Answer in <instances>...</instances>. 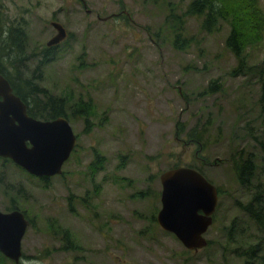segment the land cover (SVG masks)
Masks as SVG:
<instances>
[{
    "label": "rangeland",
    "instance_id": "obj_1",
    "mask_svg": "<svg viewBox=\"0 0 264 264\" xmlns=\"http://www.w3.org/2000/svg\"><path fill=\"white\" fill-rule=\"evenodd\" d=\"M85 1L0 0L27 34L12 80L32 78L76 110L90 103L86 118L69 115L78 141L62 174L43 180L0 156V210L16 206L31 222L21 262L4 264H242L234 251L258 231L239 206L252 191L232 158L244 150L264 165V38L247 45L241 66L225 47L233 19L207 32L202 17L187 14L191 0ZM225 1L231 13L264 17V0L258 9L254 0ZM53 20L69 33L46 59ZM180 32L184 47L174 45ZM195 127L204 146L189 141ZM179 166L201 169L221 192L209 243L198 251L154 221L161 173Z\"/></svg>",
    "mask_w": 264,
    "mask_h": 264
},
{
    "label": "water",
    "instance_id": "obj_2",
    "mask_svg": "<svg viewBox=\"0 0 264 264\" xmlns=\"http://www.w3.org/2000/svg\"><path fill=\"white\" fill-rule=\"evenodd\" d=\"M51 24L56 34L47 42L49 47L68 37L61 22ZM76 144L77 136L67 117L44 120L30 116L26 103L0 73L1 157L46 178L63 173ZM160 180L162 206L156 217L159 226L174 233L188 250L206 247L208 240L204 234L213 224L219 201L217 187L189 166L167 169ZM29 226L30 221L22 210H0V251L15 263L23 258L22 240Z\"/></svg>",
    "mask_w": 264,
    "mask_h": 264
},
{
    "label": "trees",
    "instance_id": "obj_3",
    "mask_svg": "<svg viewBox=\"0 0 264 264\" xmlns=\"http://www.w3.org/2000/svg\"><path fill=\"white\" fill-rule=\"evenodd\" d=\"M148 1L158 3L165 0ZM226 3L227 2L225 0H191L187 6V14L195 17H202V27L207 32L214 31L220 20L233 19L234 23L231 24L232 28L226 38L225 47L232 54H234V56L241 62L242 66L246 57L245 50L247 49V45L254 41L260 42L264 38V17L260 19L258 12L255 13L254 11L253 17H256V19L251 17L250 14L244 16L242 14L231 13ZM254 6L257 9L259 8L258 0H254ZM251 23H253L255 27V32H253L252 35L250 34L251 26H253ZM18 28L20 27H15L12 43L4 44L3 50H8L7 47H9L22 51V46L26 45V36L25 32L18 31ZM187 39L188 38L182 37L180 32L174 40V45L176 47H184L185 44H188ZM50 51L51 48L49 47L43 49L45 54L44 58H49L48 55ZM14 55L15 54H13V56L9 55L6 57L0 56V72L11 82L15 93L29 105L28 112L30 115L44 120L55 119L59 116H65L69 119L70 114L73 113L72 117H74L77 112L80 115L85 116V118L88 116L90 103L82 102L79 104L80 108L76 110L74 105H70L68 103V99L66 97L57 96L50 92L47 88L40 87L39 84H35V81L32 78L22 80L21 75H18L17 78L21 81L20 83L12 80L13 78L9 71L11 69H21L22 62L25 60L19 56L14 57ZM261 67L260 101L264 103V62H262ZM237 70H240V68L237 67ZM219 87L220 84H218L217 81H213L209 85L210 89H218ZM180 126V131L183 132L185 130V123L180 124ZM203 133L204 132L200 131L198 128H193L188 133L189 141H196L201 146H204L201 137ZM262 148L264 150V144ZM238 154V157L233 156L232 158L237 179L243 186L252 191V198L250 201L245 204L240 203L239 206L254 220L258 235H255V238L257 237L255 242L248 248H244L242 250L237 249L234 252L239 257L244 258L242 264H264V177L263 179L260 177L256 179V177H258V170L263 169L264 165L261 168L259 167L255 158L256 154H246L244 150L240 151ZM198 170L202 172L201 169L198 168ZM42 179L45 180L48 178ZM254 179H256V181ZM14 208L18 207H10L7 211H11ZM154 221L157 222L155 218ZM70 248H73V243ZM6 260L7 257L0 251V264H4V261Z\"/></svg>",
    "mask_w": 264,
    "mask_h": 264
},
{
    "label": "flooded vegetation",
    "instance_id": "obj_4",
    "mask_svg": "<svg viewBox=\"0 0 264 264\" xmlns=\"http://www.w3.org/2000/svg\"><path fill=\"white\" fill-rule=\"evenodd\" d=\"M80 2H82V4L86 7L87 4H86V1L85 0H80ZM87 9V8H86ZM88 12H90L91 10L87 9ZM3 12V16L0 14V56H13L16 57V56H19L21 58H25L24 57V54H25V51H26V45L25 46H22V51L20 50H15L14 48H8V50H3V45L4 44H7V43H12V40H13V37H14V32H15V26H13V20L12 18H10V15L8 14L9 13V10L7 8H5L4 6H1V9H0V13ZM53 21H57V20H53ZM51 21V23L53 22ZM56 30V29H55ZM18 31L22 32L24 31L25 32V29L24 27H21V28H18ZM68 32V31H67ZM69 33V32H68ZM25 36H26V41H27V34L25 32ZM2 44V45H1ZM48 46V45H47ZM57 46V45H55ZM55 46H52V47H55ZM49 47V46H48ZM51 48V47H49ZM44 53V52H43ZM45 55V54H44ZM1 73V72H0ZM2 74V73H1ZM4 75V74H3ZM7 78V77H6ZM8 79V78H7ZM20 82V80H18ZM11 83V82H10ZM12 85V84H11ZM13 87V86H12ZM14 90V88H13ZM14 93H15V90H14ZM26 103V102H25ZM27 105V111L29 110V105L26 103ZM29 114V112H28ZM30 115V114H29ZM32 116V115H30ZM34 117V116H33ZM37 118V117H35ZM39 119V118H38ZM178 133V132H177ZM78 141V140H77ZM7 159V158H6ZM206 162V160H205ZM45 180H48V179H45ZM220 193V192H219ZM14 209H18V208H14ZM215 218H214V215H213V222H214Z\"/></svg>",
    "mask_w": 264,
    "mask_h": 264
},
{
    "label": "bare ground",
    "instance_id": "obj_5",
    "mask_svg": "<svg viewBox=\"0 0 264 264\" xmlns=\"http://www.w3.org/2000/svg\"><path fill=\"white\" fill-rule=\"evenodd\" d=\"M192 168H194V167H192Z\"/></svg>",
    "mask_w": 264,
    "mask_h": 264
}]
</instances>
